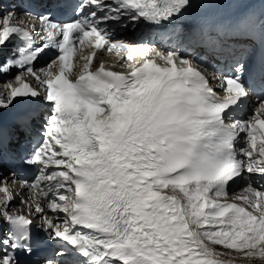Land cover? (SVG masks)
I'll use <instances>...</instances> for the list:
<instances>
[{
    "label": "snow or ice",
    "instance_id": "obj_1",
    "mask_svg": "<svg viewBox=\"0 0 264 264\" xmlns=\"http://www.w3.org/2000/svg\"><path fill=\"white\" fill-rule=\"evenodd\" d=\"M200 6L37 0L39 11L0 13V49L20 42L0 63V75L20 70L0 85V110L48 105L31 150L0 123V156L36 173L22 181L26 213L13 210L0 178V264H264V14L194 32L230 75L160 50L139 30ZM129 28L137 38H120ZM48 52L55 59L36 69ZM14 123L30 135L32 110Z\"/></svg>",
    "mask_w": 264,
    "mask_h": 264
},
{
    "label": "bare ground",
    "instance_id": "obj_2",
    "mask_svg": "<svg viewBox=\"0 0 264 264\" xmlns=\"http://www.w3.org/2000/svg\"><path fill=\"white\" fill-rule=\"evenodd\" d=\"M233 1H240V0H233ZM241 1H244V0H241ZM248 1H250V0H247V2ZM210 56L207 54V55H205V58H209ZM197 63V62H196ZM199 64V63H198ZM200 66L202 67V68H207L208 67V61H204L203 62V64H200ZM246 181H248V182H250V183H253L254 184V186H256V187H259L260 186V181H259V178H255L254 180L253 179H251V178H249L248 177V179L246 180ZM245 186V181H241L240 183H239V190H241L243 187Z\"/></svg>",
    "mask_w": 264,
    "mask_h": 264
},
{
    "label": "rangeland",
    "instance_id": "obj_3",
    "mask_svg": "<svg viewBox=\"0 0 264 264\" xmlns=\"http://www.w3.org/2000/svg\"><path fill=\"white\" fill-rule=\"evenodd\" d=\"M256 262L260 263L259 261H256Z\"/></svg>",
    "mask_w": 264,
    "mask_h": 264
}]
</instances>
